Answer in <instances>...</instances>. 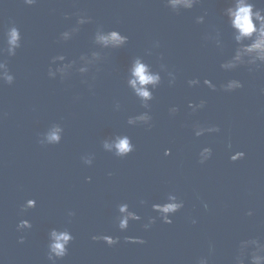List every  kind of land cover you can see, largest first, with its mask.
I'll return each instance as SVG.
<instances>
[{
    "label": "water",
    "instance_id": "1",
    "mask_svg": "<svg viewBox=\"0 0 264 264\" xmlns=\"http://www.w3.org/2000/svg\"><path fill=\"white\" fill-rule=\"evenodd\" d=\"M225 4L201 0L192 9L173 12L164 0H37L31 6L0 0V41L12 23L21 33L16 55H5L15 79L0 84V264H51V228H66L74 237L56 264H196L209 256V244V264H234L239 241H264V66L252 71L219 67L234 47L222 16ZM257 5L264 3L257 0ZM205 12L204 22L197 24L195 17ZM77 14L91 22L60 41L59 33L75 24ZM97 25L127 35V44L100 49L92 43ZM213 28L220 30L223 49L204 39ZM154 41L160 46L144 56ZM92 50L102 59L88 73L73 69L63 80L59 74L48 77L52 56L65 55V62H77L75 68L79 56ZM137 55L154 69L164 63L176 74L169 86L161 73L149 102L151 128L126 122L145 110L126 85L128 64ZM194 77L201 83L189 87L187 80ZM204 78L217 85L215 91L203 85ZM230 78L243 87L221 90ZM201 99L204 107L192 112L188 102ZM172 105L178 108L175 115L168 112ZM52 123L62 126L61 141L41 145L39 135ZM196 125H216L219 131L197 137ZM114 134L129 136L134 151L121 158L103 150L101 141ZM205 146L212 154L201 164L198 153ZM234 151L245 155L232 161ZM85 154L93 155L91 165L81 160ZM169 192L184 206L166 224L151 205ZM29 198L35 207L22 210ZM120 203L142 218L130 220L123 231L116 220ZM69 210L75 213L71 218ZM149 216L156 220L145 230L142 223ZM21 219L31 228L18 231ZM93 235H111L117 243L109 246ZM244 260L249 264L247 252Z\"/></svg>",
    "mask_w": 264,
    "mask_h": 264
},
{
    "label": "clouds",
    "instance_id": "2",
    "mask_svg": "<svg viewBox=\"0 0 264 264\" xmlns=\"http://www.w3.org/2000/svg\"><path fill=\"white\" fill-rule=\"evenodd\" d=\"M201 0H164L165 5L173 12L180 10L192 9ZM264 3V0H261ZM25 5H34L37 0H23ZM226 6L222 9V16L225 18L227 27L231 30V39L234 47L231 55L224 59L219 67L225 71H233L241 66H247L249 71L253 68L264 66V6H258L257 0H226ZM207 12L195 17L197 24L203 23ZM91 22V17L84 14H77L75 24L70 28L65 29L59 33L58 39L66 42L70 40L80 29L81 25ZM205 40L214 42L218 49H223V41L221 39L220 30L213 28L211 32L206 33ZM128 42V36L122 34L117 29L105 30L102 25H97L93 35L92 43L100 49H119L125 46ZM159 41H154L150 48L145 49L144 56L153 55V49L158 48ZM21 47V33L18 27L12 23L3 33L2 41H0V84H12L15 77L9 70L7 57L16 55V51ZM144 56H134L131 58L127 67L126 85L131 90L132 94L139 100L144 111L127 118L128 125L143 124L151 128V105L150 101L154 98V90L161 84L163 72L167 76V83L169 86L175 84L176 74L169 70L164 63H159V68L154 69L152 64L145 61ZM79 65L76 61L71 60L65 62L66 58L63 54H57L50 58L47 75L49 78H56L59 74L63 80L74 69L80 74L89 72L92 65L101 61V53L97 50H92L89 54H81L79 56ZM158 59H161L158 57ZM59 62V63H58ZM55 65V67H53ZM201 83L198 78H191L187 80L189 87L197 86ZM203 85L215 91L217 85L210 79L204 78ZM243 84L239 79L230 78L219 85V88L225 92H231L242 88ZM264 92V89L261 90ZM204 100H199L196 103L188 102V107L192 112L202 109L205 105ZM114 109H120L119 101L114 104ZM178 111L177 106L169 107L170 115H175ZM219 127L216 125L210 126H194V135L199 137L204 133L218 132ZM63 128L58 123H52L43 133L39 135L38 143L41 145L58 144L61 141ZM101 147L106 152L112 153L116 157H125L134 151L135 145L131 142L129 136L124 134H114L110 137L104 138L101 141ZM231 148V143L227 144ZM212 154L210 147H202L198 153V162L203 164ZM164 155H169V149L164 150ZM243 151H234L230 154L229 159L236 161L244 157ZM81 160L85 165H91L93 162L92 154H85L81 156ZM111 175V172L108 173ZM86 179H90L86 177ZM141 205L145 203L143 199L139 201ZM36 201L34 199L25 200L21 206L22 210L35 207ZM184 206V201L178 199L177 195L169 192L163 202L152 203L151 207L159 217V219L166 224L172 223L171 216L179 211ZM204 208L207 204L204 203ZM118 216L116 217L118 228L123 231L128 228L129 221H140L141 216L129 209L127 203H120L117 205ZM75 213L68 211L67 216L71 218ZM247 215H252L251 210ZM156 217L149 216L146 222L142 223V227L147 230L155 223ZM196 223L195 219L191 221ZM31 223L27 219H21L16 227L18 231L30 229ZM74 239L73 235L66 229L51 228L48 232L47 242V259L51 264L67 255L68 245ZM93 240H103L107 245L112 246L117 243V238L111 235H93ZM128 241L136 243H144L140 238L125 237ZM24 237H19V242L23 243ZM213 251V246L209 244V256H201L198 258L196 264H209V257ZM247 252L249 264H264V241L255 237L239 241L238 252L234 257V264H245L244 255Z\"/></svg>",
    "mask_w": 264,
    "mask_h": 264
}]
</instances>
